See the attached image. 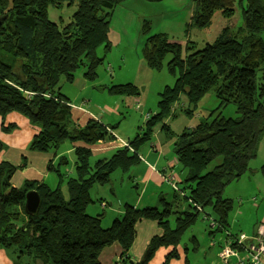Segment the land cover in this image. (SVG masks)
I'll list each match as a JSON object with an SVG mask.
<instances>
[{
  "label": "trees",
  "instance_id": "trees-1",
  "mask_svg": "<svg viewBox=\"0 0 264 264\" xmlns=\"http://www.w3.org/2000/svg\"><path fill=\"white\" fill-rule=\"evenodd\" d=\"M126 1L0 0V49L5 53L4 59L0 58V117L5 133L18 127L15 122H6V118L20 113L39 128L30 145L33 151L49 152L65 141L92 145L113 137L99 122L92 121L85 128L75 125L71 101L62 90L65 84L75 81L79 70L85 72L88 81L98 78L111 48L113 13ZM240 2L242 26L233 29L227 25L201 49L191 39V31L208 28L217 10L231 20L235 0H194L185 45L166 33L150 34V22L144 20L146 65L160 70L168 56L175 84L160 93L158 112L146 121L143 133L112 158L91 168L90 151L78 149L77 174L68 182V198L61 184L52 189L46 183L28 181L21 188L14 187L11 180L19 167L1 163L0 248L14 249L19 259L26 257L44 264H101L102 251L119 243L120 258L126 264L131 261L127 255L137 236L136 225L152 220L163 234L153 237L149 254L140 264H148L162 247L171 249L164 262L169 264L180 257L178 248L185 233L198 221L200 209L215 213L213 221L220 227L217 231L210 227L212 236L229 229L233 200L225 197L226 186L250 170L264 136V3ZM50 8H74L75 12L65 24L51 19ZM108 90L119 96L142 94V89L133 83L112 84ZM212 91L219 100L218 107L204 121L179 134L174 145L178 163L187 170L183 192H187L191 205L174 210L178 194L170 202L162 198L157 206L138 208L126 204L123 216L115 218L108 228L103 226L102 214L87 212L93 202V185L109 184L118 170L128 173L140 163L139 151L152 140L158 125L162 124L169 137L174 136L165 121L180 113L190 118L200 116L199 104ZM183 97L187 104L178 113L173 107ZM231 104L236 115L223 116V110ZM217 159L218 164L208 170ZM57 173L63 181L61 172ZM30 191L41 196L40 208L34 215L25 211ZM191 240L197 245L194 237Z\"/></svg>",
  "mask_w": 264,
  "mask_h": 264
},
{
  "label": "crops",
  "instance_id": "crops-1",
  "mask_svg": "<svg viewBox=\"0 0 264 264\" xmlns=\"http://www.w3.org/2000/svg\"><path fill=\"white\" fill-rule=\"evenodd\" d=\"M74 10L75 9L73 8L71 12ZM60 11L62 12L60 22L62 20V22L64 21L63 23H69L71 20V18H69L70 16L67 15L64 9ZM67 17L69 18V21L67 20ZM225 27H223V29ZM202 32L203 31L193 29L190 34L191 39L196 42L197 48L199 49L204 47V45L209 42L201 38ZM124 64V58L119 60L118 69L121 70ZM141 69L143 70L138 72V74L142 79L133 82H114L115 78L108 80L102 74L100 76V73L96 80L88 81L83 75L84 71H80L77 74L76 80L73 84L64 85L62 92L71 101L73 123L80 128H85L92 121L99 122L104 125L109 134L113 136L112 138L107 137L105 140L98 141L92 145H87L84 142L79 141L76 143L70 142L71 145L62 143V145H66V147L61 152L57 151V149L51 150L49 152L33 151L30 149V145L34 136L39 130L38 126L32 122L24 120V118L21 116L11 114L8 118H6L5 121L8 123L15 122L18 124V127L12 132L5 133L2 129L3 120L0 117V165L1 163L6 162L12 166L19 167L12 177V185L14 187L21 188L28 181H39L46 183L52 189L58 188L61 182L58 184V178L56 176L57 171H62L64 164L68 162L62 156L65 154L70 155L73 163L72 167L75 168V173L72 174L71 169L70 173L71 176L74 175L73 177H76L77 172L75 163L77 161L71 157V154L74 152L76 153L79 148L90 151L91 156L89 158V162L91 168H94L96 163L101 160H108L112 158L117 153V151L128 146L129 142L138 136L137 134L133 139H130L129 136L124 138L121 133H118L124 120H127V117L132 116L131 113L134 110L136 113H142L143 115L142 121L140 122V127L142 129L139 128V132L142 134L143 128L147 121V115L149 114V116H152L156 110L158 112V107H156L155 110L149 109V111H147L148 99L144 91L147 92V85L145 82L150 76V69L146 67H141ZM107 70L109 73L113 71L110 63ZM125 82L133 83L140 87L142 89V94L140 96H119L112 95L109 92L108 87H110L112 84H125ZM89 87H91L92 90L89 91ZM98 93L104 97L109 95L110 98L114 99V103L108 105L107 99H103L102 103L96 101L97 97L95 98V96ZM88 94L93 101L87 100L86 102L83 101V103L80 104L77 103L82 95L87 96ZM126 99H131L134 104L131 105L130 101L127 103ZM184 99L186 100L185 97ZM139 103L140 107L137 108ZM87 104H89V106H87ZM186 104L187 100L185 102L181 100L178 104L174 105L173 110H178L179 112L181 110L180 108L186 107ZM218 105L219 100L217 106L214 109H216ZM181 114L184 113H180L175 119L168 118L165 121V124L170 127L171 131L174 133V136L169 137L162 124L158 125L152 135V140L143 145L139 151V155L141 157L140 163L132 167L128 173L118 170L112 174V181L117 184L120 183L124 185L122 186L123 188L125 185L130 183L132 188H130V194L125 197L122 202L120 201L119 205L110 208L108 211H104L103 226L105 228L111 226L113 218L115 219L117 217L123 216L124 207L126 204H131L138 208L157 206L160 204V200L162 198L165 201L170 202L174 200L177 193L179 194L183 192V187L185 186L184 181L187 177V170L183 168L180 163H178L174 149L175 140H177V136L179 134L203 120L200 119L202 118L201 114L200 116L196 114L195 117L191 118L186 114H184L183 117H180ZM204 116L206 119L209 116V113H206ZM25 119L27 118L25 117ZM115 120L119 121L112 123ZM60 159L61 162H59ZM217 162H219L218 159ZM57 166H59L60 169H57ZM251 170L252 168L250 167V171ZM65 178H68V176ZM100 186L101 185L99 184H95L90 190L93 201L92 203H96L99 198L98 192L101 188ZM62 191L64 193L66 192V189L62 188ZM65 196L68 198L69 193ZM253 200H255V198ZM100 205L101 209L103 210L104 208H107L109 204L106 201H101ZM179 206L181 207V204ZM252 206H254L253 208H257V210L261 208L260 205ZM182 208L185 207L183 206ZM87 212L90 214H95L94 212L97 213L99 211L95 210L94 208L90 209L88 207ZM172 225H174V223H172ZM256 228L257 225L254 227L253 233H251V235L255 234ZM136 232V239L127 256L131 261H134L135 264H140L146 255L149 244L153 237L162 235L163 230L158 226L156 221L142 220L136 225ZM223 237L224 235L219 238L220 248L222 247ZM194 238L197 240V245H195L194 248L197 247L198 250H200L203 245L200 244V240H198L197 235H195ZM185 248H188L187 245H183L181 243L180 247L178 248L180 257L177 259H172L169 264H190L187 259L188 255H186ZM170 251V248H159L148 264H164L165 258L170 253ZM121 254L122 247L119 243H114L113 245L106 247L100 256L101 264H125V262L120 258ZM183 258L186 260L182 261ZM20 259L17 255V251L14 249L0 248V264H20ZM27 259L28 261L26 264H44L41 260L34 261L29 258ZM130 262L128 261L126 264H130Z\"/></svg>",
  "mask_w": 264,
  "mask_h": 264
},
{
  "label": "rangeland",
  "instance_id": "rangeland-1",
  "mask_svg": "<svg viewBox=\"0 0 264 264\" xmlns=\"http://www.w3.org/2000/svg\"><path fill=\"white\" fill-rule=\"evenodd\" d=\"M262 1L264 3V0ZM193 5L194 0H163L161 2H149L147 0H128L118 6L113 13V17L110 23L111 27L109 32V40L111 42V48L107 53L104 63L99 68L100 76L102 74L108 80H112V78H115L114 82H133L142 79L138 74V72L143 70L141 69V67L150 69V76L145 82L147 85V92L144 91V93H146V97L148 99L147 111H149V109L155 110V108L158 107L160 93H162L167 86L172 87L175 84L176 75H174L170 71L167 63L169 59L168 56L166 57L163 67L160 70H152L146 65L144 49L147 35H145L142 31L144 20L146 19L150 22V34L166 33L169 35V37L176 39L177 41L185 45L187 40V37L185 36L186 25L192 14ZM64 10L67 15L70 16L69 18H72V15L75 11L71 12L72 9L66 8H64ZM234 11L235 13L233 18L231 20H228L223 16L220 10H217L213 15L212 24L201 33V38L211 43L217 38L223 27L227 25L233 27V29L241 27L243 23V14L242 4L240 0H235ZM49 15L53 21L58 22L60 21L62 12L57 8H50ZM69 18L67 17L68 21ZM262 37L264 39V33L262 34ZM100 53L102 54V49L100 50ZM4 57L5 53L2 51V49H0V58L4 59ZM123 58L125 64L122 66V69L119 70L118 63L119 60H122ZM109 63L111 64V67L113 69V71L111 70V73H109V71L107 70ZM258 65L259 63H257L256 67H259ZM80 71L83 70H79L78 72ZM89 88V91L92 90L91 87ZM95 98L96 101L100 103L103 102V99L108 100V105L114 103V99L110 98L109 95H107V97H104L103 95H100V93H98ZM87 100L93 101L90 98L89 94L87 96L82 95L77 103L80 104L83 103V101L86 102ZM126 101L127 103L130 101L131 105L134 104L131 99H126ZM182 101H186L184 97ZM217 104L218 99L216 98L215 94L213 92H209L199 104L200 106L198 111L202 117L200 119L204 121V115L206 113H210L217 106ZM87 106H89V104H87ZM138 107H140V103L138 104L137 108ZM235 113L236 108L233 104L229 105L223 110V116L225 117H234L236 115ZM12 114L21 116L22 118H24V120L31 122L29 119H25L24 115L20 113ZM155 114H157V110L153 115ZM131 115L132 116L127 117V120H124L118 133H121L124 138L129 136L130 139H133L137 134L140 133L139 128H141L140 122L142 121L143 115L142 113H136L135 110L131 113ZM183 115L184 114H181L180 117H183ZM150 117L151 116H149L148 114L147 120L150 119ZM118 121L119 120H115L112 123ZM63 144L71 145L70 141H65L63 142ZM65 147L66 145L61 144L57 151L61 152ZM74 153L71 154V157L77 161L78 152L76 151V153ZM62 157H64L66 161H68L64 164L62 171L59 170L63 175V181H61V179L58 177V173L56 174V176L58 178V184L59 182L63 183H61L60 187L66 189V192L64 193L65 195H67L69 193L68 182L70 178L74 176H71V173H75V168L72 167L73 163L69 154H65ZM59 162H61V159ZM216 164H218L217 160L209 166L208 170H212L216 166ZM263 165L264 136L259 144L256 158H254L250 162V167L252 168V170H249L239 180L233 181L228 184L225 189V197L233 200V209L228 219L230 222L229 232L233 236H238L242 233L251 235L256 225L264 223V175L262 173ZM56 168L60 169L59 166H57ZM66 176H68V178H65ZM127 185H130V183H128ZM127 185H125V187L123 188L122 186L124 185L120 183L117 184L114 181H111L106 185H101V188L98 192V200L96 201V203L90 204L89 208H94L95 210L99 211L97 213L103 215L104 211H108L114 206L116 207L120 204V201L122 202V200L130 194L129 191L132 186L130 185V187ZM254 198L255 200H253ZM101 201H106L109 204L108 207L102 210L100 207ZM180 204L181 207L179 206ZM191 204L192 202L187 196V192L184 191L177 195V200L173 204V206L174 210L178 211V209L182 208L183 206L185 207V205L189 206ZM252 205H260L261 208L257 210V208H253L254 206ZM192 206L194 207L195 205ZM200 208L202 207L200 206ZM206 210H199L200 215L198 221L185 233L182 239V244L187 245L188 247L185 248V251L186 255H188L187 259L190 264H223L220 259L221 248L219 245V238L221 237V234L218 233L215 237L214 235L212 236L210 234V227H212L210 224L216 216L211 209ZM94 213L95 214L91 215H98L96 212ZM195 235H197L198 240H200V244L203 245L200 250H198V248H194L195 245L191 240ZM184 260L186 259L183 258L182 261ZM27 261L28 259L26 257L22 258L20 259V264H26Z\"/></svg>",
  "mask_w": 264,
  "mask_h": 264
},
{
  "label": "built area",
  "instance_id": "built-area-1",
  "mask_svg": "<svg viewBox=\"0 0 264 264\" xmlns=\"http://www.w3.org/2000/svg\"><path fill=\"white\" fill-rule=\"evenodd\" d=\"M213 220L212 229L219 228V223L216 225ZM218 233L224 235L220 253L223 264H264V223L257 225L253 235L242 233L233 236L229 229H222V232H216L214 236Z\"/></svg>",
  "mask_w": 264,
  "mask_h": 264
},
{
  "label": "water",
  "instance_id": "water-1",
  "mask_svg": "<svg viewBox=\"0 0 264 264\" xmlns=\"http://www.w3.org/2000/svg\"><path fill=\"white\" fill-rule=\"evenodd\" d=\"M41 205V196L37 191H30L26 195L25 211L28 215H34L38 212ZM149 251L146 252L148 256ZM130 264H135L134 261H131Z\"/></svg>",
  "mask_w": 264,
  "mask_h": 264
}]
</instances>
